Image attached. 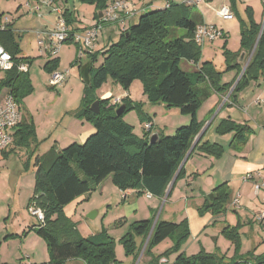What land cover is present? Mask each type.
<instances>
[{"label":"trees","instance_id":"obj_1","mask_svg":"<svg viewBox=\"0 0 264 264\" xmlns=\"http://www.w3.org/2000/svg\"><path fill=\"white\" fill-rule=\"evenodd\" d=\"M79 1L95 8V19L98 21L99 15L113 0ZM62 16L71 34L78 30L73 27L77 21L72 12L64 9ZM201 22V15L193 14L184 5H168L146 11L141 14L136 24L124 30L118 40L102 53V63L98 67L88 65L89 79L81 100L82 108L76 117L90 122L94 133L83 143L72 142L61 150L51 149L33 158L34 188L28 208L40 209L44 222L42 225L33 226L31 231L46 243L50 264H62L72 259H81L85 264H117L113 240L104 230L94 236L83 237L76 224L64 214V208L75 199L88 194L93 190L92 186L97 187L110 177L111 182L122 192H146L162 199L172 181L174 180L168 194L176 181L183 177L184 167L180 168L181 163L202 128L196 118L198 108L212 90L227 95V88L221 87L220 84V72L214 69L212 63H203L199 71L192 74L186 73L180 67L182 61L198 66L201 60V47L194 41L195 28ZM179 29L183 30V34L175 36L174 32ZM259 30L260 25L254 23L249 29L241 30V52L250 53ZM67 42L72 41L69 39ZM0 44L10 53L16 64L28 63L25 59L16 58L19 53L18 44L12 32L0 31ZM94 54L96 53L87 55L91 62L97 58ZM239 57V54L226 53L227 70L238 68L236 61ZM56 60H47L45 67L49 72L55 69ZM107 77L124 90L139 80L149 103H163L166 107L178 108L181 114L190 116L189 124L178 127L171 136L156 133L158 138L152 144L149 142L152 125L150 130L144 131L143 138L134 136L132 127L123 120V115L136 109L144 124H149L151 119L138 110L137 104L128 102V98L121 100L120 105H112L110 98L95 97L93 91L99 89ZM247 77L264 79V26L253 56L240 81L229 94L224 107L235 101V92ZM4 89L19 105L21 98L32 91L27 73H19L17 69L3 73L0 91ZM97 100L99 113L94 114L90 111V106ZM121 105L125 107L124 112L118 116L115 112ZM216 131L218 134L233 132L232 139L236 144H244L253 132L247 124H238L229 119L222 120ZM17 140L23 146L28 144L29 140L34 143L36 139L32 122H20L14 133L13 144ZM198 144H194L190 154L196 149L214 157L223 153V148L218 143ZM76 168L85 178L78 176ZM230 204L229 187L222 183L204 197L198 212H211L216 215L224 212ZM154 218L155 215L151 219L134 222L131 231L122 237L126 255H135V259L137 258L135 239H141L143 244ZM224 233L237 243L239 236L235 228L227 226ZM188 234L186 220L174 223L158 218L147 249L170 238L172 247L162 255H155L160 261L165 259V255L177 252ZM174 264H264V257L248 258L235 255L231 259H225L224 256L208 254L201 250L199 254L191 257L178 254Z\"/></svg>","mask_w":264,"mask_h":264},{"label":"rangeland","instance_id":"obj_2","mask_svg":"<svg viewBox=\"0 0 264 264\" xmlns=\"http://www.w3.org/2000/svg\"><path fill=\"white\" fill-rule=\"evenodd\" d=\"M76 1L78 4L76 14L82 28L79 27V30L95 26L97 22L95 8L92 5L83 4L79 0ZM142 1L128 0L135 11L141 8ZM189 1L152 0V4L156 7L184 5L193 14L201 15L203 23L213 25L225 35L223 38L203 41L199 44L201 60L198 66L182 61L180 67L186 73L192 74L199 71V67L203 63H212L214 69L220 72L221 87H226V92L229 93L240 81L243 75L241 72L244 67L246 69L257 46L262 25L264 26V1L199 0L196 2L197 0H192V4H188ZM222 7L229 9L232 17H219L217 13ZM35 9V0H0L2 18L14 21L15 27L18 29L34 31L37 26H43L44 30L52 29V22L48 23L46 18L37 17V14L33 12ZM143 13L142 11L138 12L132 23L136 24ZM252 23L260 25L252 50L245 54L244 61H236L238 68L227 70L226 53L241 56L243 53L240 44L241 30L249 29ZM73 27L75 26L73 25ZM174 33L175 36L182 35L183 30L179 29ZM22 34V37L17 41L20 53L16 57L18 58L21 54L23 59L28 62L27 78L32 91L20 100L21 121L32 122L36 140L34 143L29 140L25 146L17 140L15 144L0 153V264H21V259L25 257H29L32 264H49L46 243L31 231L33 226L38 225L28 208L34 188L33 158L51 149L61 150L66 147L64 145L66 139L77 136L78 126L81 124L76 114L82 108L81 100L87 84L81 69L89 64L92 67H98L102 63V53L118 40L121 33L116 28L111 29L109 26L102 29L101 41L105 42V45L103 46L102 43L96 45L94 57L97 58L93 62L86 53L80 54L74 43L66 42L61 45L57 57L48 58L45 53L39 52L38 33L24 31ZM109 36L112 38L109 39ZM52 59H57L55 69L49 72L45 66L47 60ZM53 72L66 74L65 82L53 86L50 80ZM2 77L3 73H0V79ZM263 87L264 79L262 77L257 79L247 77L235 92V97L237 96V101L239 104L243 103V106L251 104L256 99L264 100V91L262 94L259 92ZM5 93V89L1 90L0 96ZM93 95L99 99L110 98L112 105H120L121 101H117V99L124 100L128 97V102L133 105L137 104L138 110L153 118L155 129L165 131L166 136L173 135L175 131L171 133L170 130L180 124V117L188 116L181 114L176 107H166L163 103H149L139 80L134 81L127 90H124L113 79L107 77L102 86L93 91ZM188 117L189 121L186 125L190 122V116ZM122 118L127 120V124L132 127L134 136L144 137V123L136 109L126 112ZM86 123L89 122L84 120L83 124ZM249 124L251 129L254 128L252 123L249 122ZM186 125H179V127ZM76 172L80 178H85L77 168ZM175 184L170 194H168L169 188L160 200L146 199V192L130 195L123 200L119 189L107 177L102 183V188H100L101 186L99 188L92 186L93 190L85 196L84 201L70 203L72 205L69 209L72 207L71 214H73L70 218L84 236H94L104 230L113 240L117 264L161 263L159 257L153 254V250L157 252V255L164 254L172 247L170 238L151 249H147L150 236L146 237L143 244L141 239L136 238L135 246L138 249L136 259L135 255L125 254L121 242L122 237L131 231L134 222L151 219L154 215L153 222L155 221V223L158 218L159 220L165 218L177 221L186 220L189 229V234L180 244L179 250L169 253L168 256L165 255L168 264H174L175 258L180 253L191 257L199 254L201 250L208 254L224 256L225 259H231L235 255L248 258L264 257V220H257V217L264 213V200H261L262 195L257 196L253 193L254 188L252 190L249 186L242 190L243 199H238L240 205L239 203L234 205L235 200L232 198L231 204L224 212L214 215L211 212L203 214L198 212V208L202 204H193L194 197L187 194L189 192L188 184H185L184 178L179 179ZM227 226L236 229L239 236L237 243H234L224 233ZM229 231L231 230L229 229ZM62 264L85 263L81 259H72Z\"/></svg>","mask_w":264,"mask_h":264},{"label":"crops","instance_id":"obj_3","mask_svg":"<svg viewBox=\"0 0 264 264\" xmlns=\"http://www.w3.org/2000/svg\"><path fill=\"white\" fill-rule=\"evenodd\" d=\"M124 1L129 4L128 0H124ZM35 3H36V9L33 12L37 14V17L46 18L47 19L46 21H48V23L52 22L51 28H53L56 20L55 13L50 12L48 9H41L39 10L38 13L40 2L38 0H35ZM152 3H153L152 0H143L141 3L142 4L141 8L136 10L137 12L135 11V9H133L132 7L133 5L129 4L131 10H133L131 15H126L125 13H119L118 21L114 23L106 24L105 26H109V28L111 29L116 28L119 31V33H122L130 25L134 24L132 22L135 20V17L138 12L142 11L143 13L149 10L164 8L168 6V5L165 6L161 5L156 7ZM53 5L54 7L60 8L62 11L64 9H67L68 11L73 13V17L77 21L76 24H74V26L78 29L74 33L83 31V30H79V27L81 28V25H80V20L76 14L77 6H78L76 0H53ZM26 6H28V4H26ZM2 17H3V13L0 12V27L4 26V29L0 31L12 32L15 42H17L18 39L22 37L21 35H23L22 33L24 31H31L33 33L35 32L38 33L37 40L39 45V52L44 53L42 47L46 44L47 40H46L45 32L48 29L44 30L43 26H37L39 28L36 27L34 31L28 29H18L17 27H15L16 23L14 21L11 22L8 21L7 18H2ZM223 37H225L224 34L222 35V38ZM111 38L112 36H109V39ZM66 43H73V42H66ZM99 43H102L103 46L105 45V42L103 43L101 41V36L99 37V40L97 41L96 45H98ZM96 45L94 49L96 48ZM76 47L78 48L77 45ZM244 57L245 54L242 53L241 56L238 58V61L239 62L244 61ZM18 58L23 59L24 57H22L20 54ZM81 73L82 75H85V79L86 81H88L89 79L88 66H86L84 69H81ZM263 91H264V87L259 91L260 94H262ZM231 92L232 91H229L227 95L229 96ZM227 95L224 96L223 94L217 93L213 90L210 91L209 95L202 101L200 107L196 112V118L202 124V128L199 134L195 138L196 141L195 143H199L198 145H201L203 143H209V144L218 143L219 145L222 146L223 153L219 157H214L203 154L196 149L191 154L189 153L190 155L186 158V161L184 162L183 165L184 175L182 179L184 178L185 184H188L187 188L189 192H187V194H190V196L194 197L193 198L194 205H201L204 201V197L208 195L216 186L222 183H226L228 185L231 193V199L233 198L234 200H237V204L239 203L240 205L238 199H243L241 196L242 190L246 189L249 186L253 190V184L251 182L243 181V177L248 173H251L255 177L256 173L264 172V104L261 102L259 104H256V101H263V100L256 99L253 102H251V104L243 106V103L239 104L236 96L234 102H229L224 107V103L228 98ZM234 107L236 109H233ZM145 115L146 117L151 119V122L149 123V125H152L151 134L162 133L166 135L165 131L155 129L153 124L154 123L153 118H151L148 114ZM225 119L232 120L238 124H247L248 126H250L249 124L250 122L254 125L253 126L254 128H252L253 130L252 134L248 136L244 144H236V142H233L232 139L233 132L226 134L217 133L216 129L218 125L221 123L222 120ZM83 121L84 120H80L81 126L80 125L78 126L79 130L77 136H73V138L66 139L64 145L67 146L72 142L83 143L89 135L94 133L93 125L90 122L83 124ZM124 121L127 123V120ZM188 121H189L188 116L180 117L179 118L180 124H178V126H174L173 128H171L170 130L171 133L174 132L179 127V125H186ZM105 180L103 182H105ZM103 182H101L97 186V188H99L100 186H101L100 188H102ZM175 185L173 186L172 190L174 189ZM119 192L121 193L123 200L127 199L130 195L133 196V194H136V192L133 190H128L126 192H122L119 190ZM86 195H83L75 199L74 202L80 203L84 201ZM145 197L148 200H153V198L160 200L159 198L154 196L148 198L146 194ZM261 200L263 199L261 198ZM74 202L72 201V203ZM71 205L72 204L64 208V212L68 218H70V216L73 215L71 214L72 207L69 209ZM260 215L264 216V213ZM163 221L179 223L182 220L177 221L174 219L165 218L163 219ZM80 234L83 237H88V236H84L82 233ZM153 254L157 255V252L153 250ZM161 260H165V259L163 258ZM165 262L168 264L167 259L165 260ZM21 264H32V263L29 261V257H25L21 259Z\"/></svg>","mask_w":264,"mask_h":264},{"label":"built area","instance_id":"obj_4","mask_svg":"<svg viewBox=\"0 0 264 264\" xmlns=\"http://www.w3.org/2000/svg\"><path fill=\"white\" fill-rule=\"evenodd\" d=\"M38 1L40 2L38 13L41 9H48L56 15L54 27L45 32L47 41L43 46V52L48 58L56 57L61 45L69 39L78 46L80 54H92L94 47L101 36V31L104 28V25L118 21L119 13L131 15L133 12L130 5L124 0H113L109 2L107 7L102 11L101 17H99L95 26L83 30L82 32H73L71 34L70 29L66 26L65 20L62 16L63 11L58 7H54L53 0ZM198 1L199 0L196 2ZM188 4H192V0H190ZM217 15L222 18L232 17L231 12L226 7H222ZM2 29H4V26L0 27V30ZM222 35V32L217 30L213 25L201 23L195 28L194 41L199 45L203 41H214L218 38H222ZM13 69H17L19 73H27L28 65L25 62H19L16 64L10 53H8L0 44V73H5ZM66 76L67 75L63 73L53 72L50 79L51 84L55 86L65 82ZM117 101H121V99L118 98ZM260 102L264 104V100L256 101V104H259ZM20 122V105L6 90L5 95L0 96V152L7 150L13 145L14 133ZM150 129L151 127L149 124L144 125L145 131ZM243 181L251 182L253 184L255 195H262V199L264 200V172L256 173L255 177L251 173H248L243 177ZM146 196L148 198L151 197L148 193H146ZM233 204L236 205L237 200H235ZM29 211L31 216L37 220L38 224L42 225L44 222L43 212L35 207H30ZM257 220H264V216L259 215ZM161 263L166 262L165 260H161Z\"/></svg>","mask_w":264,"mask_h":264},{"label":"water","instance_id":"obj_5","mask_svg":"<svg viewBox=\"0 0 264 264\" xmlns=\"http://www.w3.org/2000/svg\"><path fill=\"white\" fill-rule=\"evenodd\" d=\"M99 17H101V14L99 15ZM262 27H263V25H262ZM250 57H251V56H250ZM250 57H249V59H250ZM244 70H245V67H244V69L242 70L241 75L243 74ZM231 90H232V89H231ZM124 108H125L124 105H121V106L116 110V112H115L116 115H118V116L122 115L123 112H124ZM90 111H91L92 113H94V114H98V113H99V101H98V100L95 101L94 103H92V105L90 106ZM157 138H158V135H157L156 133H153V134L151 135V137H150V140H149L150 144L154 143V142L156 141ZM195 142H196V141H195ZM195 142H194V144H195ZM194 144H193V146H194ZM193 146L191 147V149L189 150L187 156L185 157V159H184L183 162L181 163L180 168L184 165V162L186 161V158L188 157L190 151L193 149ZM173 182H174V180H173L172 183L170 184V187H171V185L173 184ZM170 187H169V188H170ZM154 224H155V221L153 222V225H152V227H151V229H150V232H149V234H148V238H149V236H150L151 233H152V230H153V228H154Z\"/></svg>","mask_w":264,"mask_h":264}]
</instances>
